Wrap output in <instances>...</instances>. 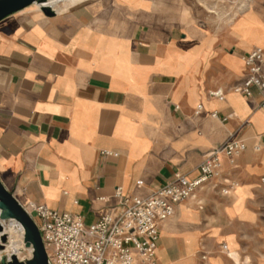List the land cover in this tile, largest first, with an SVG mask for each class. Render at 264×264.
I'll list each match as a JSON object with an SVG mask.
<instances>
[{
    "label": "crops",
    "instance_id": "crops-1",
    "mask_svg": "<svg viewBox=\"0 0 264 264\" xmlns=\"http://www.w3.org/2000/svg\"><path fill=\"white\" fill-rule=\"evenodd\" d=\"M263 1L218 29L179 25L175 0H62L54 17L1 21L2 184L27 211L89 226L116 210V189L143 199L176 175L193 180L239 139L246 149L222 159L221 178L159 225L155 264H264L262 94L234 91L244 55L264 52Z\"/></svg>",
    "mask_w": 264,
    "mask_h": 264
},
{
    "label": "built area",
    "instance_id": "built-area-1",
    "mask_svg": "<svg viewBox=\"0 0 264 264\" xmlns=\"http://www.w3.org/2000/svg\"><path fill=\"white\" fill-rule=\"evenodd\" d=\"M245 79L234 91L245 97L252 88L262 94L259 110L264 112V52L254 48L242 58ZM211 96L223 99L221 92ZM200 106L197 111H200ZM212 117H216L212 114ZM225 121V119L223 120ZM246 149L239 139H229L212 150L198 168V176L189 180L176 175L175 180L147 198H129L118 188L116 210L86 226L81 219L67 213L48 210L44 206H31L28 211L41 234L51 264H155L159 241V225L174 215L177 204L191 198L203 185L221 178V161L230 164ZM259 151V147H254ZM103 156L117 157L108 151ZM264 183V179L261 180ZM234 184L223 181L221 193L228 195ZM23 239V231L21 232ZM26 259L22 258L21 260Z\"/></svg>",
    "mask_w": 264,
    "mask_h": 264
},
{
    "label": "water",
    "instance_id": "water-1",
    "mask_svg": "<svg viewBox=\"0 0 264 264\" xmlns=\"http://www.w3.org/2000/svg\"><path fill=\"white\" fill-rule=\"evenodd\" d=\"M47 0H0V22L30 6L45 4ZM41 13L46 17H54L55 11L50 7L42 6ZM0 221H14L23 231L25 247L32 250L29 259L19 260L15 255L7 258L0 255V264H51L45 251L41 234L31 214L15 199L0 181ZM2 227L0 225V233ZM8 240L6 236L0 237V253L5 250Z\"/></svg>",
    "mask_w": 264,
    "mask_h": 264
},
{
    "label": "rangeland",
    "instance_id": "rangeland-1",
    "mask_svg": "<svg viewBox=\"0 0 264 264\" xmlns=\"http://www.w3.org/2000/svg\"><path fill=\"white\" fill-rule=\"evenodd\" d=\"M255 2L256 0H175L176 18L179 25L193 24L209 29H218L228 25L240 14L253 9ZM62 3L64 5V2ZM47 4L56 13L63 11V7L58 10L54 8L53 0H47ZM27 10H35L41 13L37 4L21 12H27ZM19 234L20 231L18 230ZM6 254L4 253V255ZM14 255L16 256V253ZM19 256L21 259H27V252L20 250Z\"/></svg>",
    "mask_w": 264,
    "mask_h": 264
},
{
    "label": "bare ground",
    "instance_id": "bare-ground-1",
    "mask_svg": "<svg viewBox=\"0 0 264 264\" xmlns=\"http://www.w3.org/2000/svg\"><path fill=\"white\" fill-rule=\"evenodd\" d=\"M53 2L55 4L54 8L58 10L61 6L62 0H53ZM38 6L40 8L42 6L50 7L47 4V2L45 4ZM0 224L2 225V232L0 233V237L6 236L8 240L7 244L5 245V250L2 253H0V255L7 253L6 257L10 258V256L16 253V256L19 258V260H21L19 256V251L24 250L27 252V259H29L31 257L32 250L30 247L26 248L24 245V240L21 237V232H22L21 227L14 221H0ZM18 230L20 231L19 235H18Z\"/></svg>",
    "mask_w": 264,
    "mask_h": 264
}]
</instances>
